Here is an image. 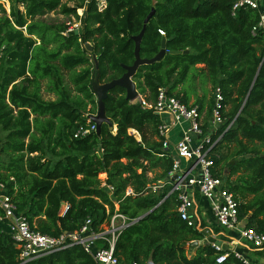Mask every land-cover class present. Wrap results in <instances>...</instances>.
Returning <instances> with one entry per match:
<instances>
[{
	"label": "trees",
	"instance_id": "obj_1",
	"mask_svg": "<svg viewBox=\"0 0 264 264\" xmlns=\"http://www.w3.org/2000/svg\"><path fill=\"white\" fill-rule=\"evenodd\" d=\"M105 2L99 12L95 0H8L7 12L0 1V183L13 197L17 213L35 231L50 236L78 231L86 219L96 230L115 211L128 222L145 215L119 235L114 250L119 264H141L150 255L155 264H217L222 252L207 243L203 221L197 218L189 227L176 213L177 194L168 195L173 157L171 149L162 146L160 115L127 101L125 90L115 87L104 101L111 126L103 123L99 135L74 138L80 126L92 124L88 117L97 110L91 79L96 76L103 84L122 76V66L134 61L132 37L140 33L152 7V0ZM156 2L139 54L151 59L162 39L166 54L159 62L138 68L133 77L136 90L153 103L164 88L188 105L189 94L182 87L190 79L208 83L212 92L220 89L223 107H232L223 112L226 121L210 134L206 146L215 143L210 152L212 173L222 177L218 171L224 161L222 149L233 144L238 160L226 163L227 177L242 170L246 175L233 182L222 178L238 200L245 199L239 200V220L264 233V36L252 33L258 11L240 8L232 14L235 0ZM57 9L76 17L80 27L69 31L68 25L36 20ZM79 9L81 17L76 14ZM65 74L75 95L64 82ZM44 81L55 100L42 98ZM204 103V96H196L192 106L202 113ZM212 105L213 93L204 134ZM160 183L162 188L154 190ZM63 205L67 209L62 214ZM0 219V264H19L2 210ZM198 241L203 244L192 247ZM26 264L96 263L74 245ZM222 264L242 262L230 252Z\"/></svg>",
	"mask_w": 264,
	"mask_h": 264
},
{
	"label": "built area",
	"instance_id": "obj_2",
	"mask_svg": "<svg viewBox=\"0 0 264 264\" xmlns=\"http://www.w3.org/2000/svg\"><path fill=\"white\" fill-rule=\"evenodd\" d=\"M95 2L99 12L106 8L105 0H95ZM261 3L262 0H235L231 10L232 14L240 8L258 11L259 19L253 27L252 33L260 31L264 36V7H261ZM82 14L83 9L80 17ZM71 30L73 29L69 28V31ZM158 33L160 36L165 35L161 30H158ZM136 102L161 116L162 124L158 127V132L159 136L163 138V148L170 147V132L175 128L181 129V137L174 144L172 168L167 176V183L171 186L168 195L177 194L176 213L180 220L186 222L189 227H194L195 220L192 218L191 210L194 194L197 193L209 203L216 225L237 235L238 241L234 242L235 244L242 243L246 249L252 248L251 251H264V233H259L254 228L245 227V221L238 218L240 204L238 198L228 189L225 179L212 173L215 168L210 152L215 143L206 148L210 145L211 140L209 134L203 133L204 116L199 113L198 107L183 104L175 96L169 95L164 88L158 90L153 103H147L141 96ZM222 102L221 91L216 88L213 92V105L207 120L208 127L214 128L215 131L226 121L223 116L225 107ZM163 116L167 118H162ZM232 123L233 121L226 130ZM91 132H96L94 123L86 127L80 126L76 130L74 138L85 137ZM162 186L163 183H160L159 186L154 187V190L160 189ZM66 209L67 205H63L62 214ZM0 210L8 220L6 227L18 251L19 264L29 263L74 245L81 246L96 264H119V260L114 254L116 241L126 227L137 221L135 219L128 222L125 216L115 211L108 223L100 225L96 230L93 229L91 220L86 219L78 231L59 236L42 234L31 227L26 217L17 213V205L13 197L6 193L2 183H0ZM11 217H15L14 222ZM0 221L2 220L0 219ZM211 246L216 251H221L218 246ZM231 253L242 264H256L238 250H233ZM228 256L229 253L222 252L215 261L217 264H222ZM132 264L140 263L133 262ZM141 264L155 263L147 260Z\"/></svg>",
	"mask_w": 264,
	"mask_h": 264
},
{
	"label": "water",
	"instance_id": "obj_3",
	"mask_svg": "<svg viewBox=\"0 0 264 264\" xmlns=\"http://www.w3.org/2000/svg\"><path fill=\"white\" fill-rule=\"evenodd\" d=\"M156 3H157L156 0H152V7L150 12L143 21L142 30L137 36L132 37V40L134 42L133 63L129 66H125V65L122 66L124 73L118 79H114L107 83L99 84L98 78L95 76L93 77L94 79L91 81L90 87L94 96L96 97L97 111L94 115H89L88 119L95 124L97 135H99L100 127L103 123H107L109 124V126H111L110 119L106 117L105 106H104V101L107 98L108 92L115 87H120L125 90V99L129 102H134L139 97L135 83L133 82V77L136 74L138 68L144 65H151L153 63L159 62L166 54L165 39L161 40L159 52L151 59H142L139 54L140 43L144 35L146 26L150 21V19L155 14ZM78 33L79 30L74 31L75 35H77ZM85 48L88 51L92 50L91 45L89 43L85 44ZM242 107L243 105L241 106L239 112L241 111ZM144 216L139 217L137 220L142 219ZM11 219L13 222L15 221V217H11ZM206 240L207 243H209L210 245L218 246L223 253H230L234 250V246L232 244L225 242L223 240L216 239L214 237H208ZM202 244H203L202 241L193 242L192 247H195L197 245L200 246ZM148 260H151V255L149 256Z\"/></svg>",
	"mask_w": 264,
	"mask_h": 264
},
{
	"label": "rangeland",
	"instance_id": "obj_4",
	"mask_svg": "<svg viewBox=\"0 0 264 264\" xmlns=\"http://www.w3.org/2000/svg\"><path fill=\"white\" fill-rule=\"evenodd\" d=\"M2 2L4 3V7L6 9V11L8 12L9 10V4H8V0H2ZM68 5H72L71 3H68ZM81 10L82 9H79L76 11V14L78 17H80V14H81ZM36 20H40V21H43L47 24H54V25H57V24H65V25H68L69 28L71 29H78L80 27V22L79 20L74 17L73 15H64V14H61L59 9L53 11V12H50V13H46L40 17H37ZM91 45V44H90ZM196 67H202L200 65L196 66ZM94 78L91 79V81L93 80ZM64 82L65 84L67 85V87L70 89L72 95H75L76 92L74 91V88L72 86V84L70 83L69 79H68V76L65 74L64 76ZM45 86H46V82H42V86H41V90H40V93H41V96L44 100L46 101H52V100H55L56 99V96L53 94V93H49L46 91L45 89ZM181 89V87H180ZM183 91L186 92L187 94H189V102H188V105H193L194 101H195V98L196 96L200 97V96H204L205 98V103H204V110H205V117L207 116V102L209 100V98L212 96V89H211V86L206 83V84H203L199 78H194V79H190L189 81H187L184 86L182 87ZM182 91V92H183ZM95 97V96H94ZM138 99V98H137ZM136 99V100H137ZM95 100H96V97H95ZM136 100L134 102H136ZM133 102V103H134ZM91 106H88V109H90ZM232 105H227L225 107V113L229 112L230 109H231ZM97 111V110H96ZM95 111V112H96ZM204 121V120H203ZM115 127L113 128V132H115ZM215 131L214 128H209L208 127V131L206 134H209L208 136L211 137L210 134H212L213 132ZM129 133L133 134L134 137L136 138V140H140V135L134 131V130H129ZM177 142V141H176ZM176 142L174 144H176ZM172 148V147H171ZM234 145H230L229 147H225L222 149V156L224 158V161L220 164V169H218V171L220 172L221 176L222 177H227L228 176V167L226 166V163L227 162H230L232 165H234V161L238 160V158H235L233 156V153H234ZM243 171V170H242ZM242 171H238L235 175L233 176H229L227 177L228 179V182H233L236 180V178L238 176H240L241 174H243ZM243 175H246V173H244ZM221 177V178H222ZM252 196L250 195H247L246 197V200H250ZM240 202H242L243 200L245 199H239ZM5 230L8 232V229L7 227L5 228ZM220 232H215L214 233H221V232H227L225 229H221L220 228ZM232 233V232H231ZM242 244V243H240ZM249 250H252L249 249ZM192 253L188 254L191 255Z\"/></svg>",
	"mask_w": 264,
	"mask_h": 264
},
{
	"label": "crops",
	"instance_id": "obj_5",
	"mask_svg": "<svg viewBox=\"0 0 264 264\" xmlns=\"http://www.w3.org/2000/svg\"><path fill=\"white\" fill-rule=\"evenodd\" d=\"M202 114L205 118V110L202 112ZM162 118H167V117L163 116ZM180 137H181L180 128H175L170 132L169 148L171 149L172 154L174 152V143L176 141H179ZM193 202H194L193 208L191 210L192 218L195 220V222L197 218H199L200 221H203V224L205 225L204 233L206 237H214L216 239H220L225 242H228L234 246V250H238L242 252L252 262L256 264H264V251H260L258 253L257 251H251L246 249L242 244H235L234 242L238 241L237 235L235 233H231V232L214 233V229L217 228L218 226L216 225L213 214L210 210L209 203L205 199H203L196 193L194 194Z\"/></svg>",
	"mask_w": 264,
	"mask_h": 264
},
{
	"label": "flooded vegetation",
	"instance_id": "obj_6",
	"mask_svg": "<svg viewBox=\"0 0 264 264\" xmlns=\"http://www.w3.org/2000/svg\"><path fill=\"white\" fill-rule=\"evenodd\" d=\"M140 96V95H139ZM133 103V102H132Z\"/></svg>",
	"mask_w": 264,
	"mask_h": 264
}]
</instances>
